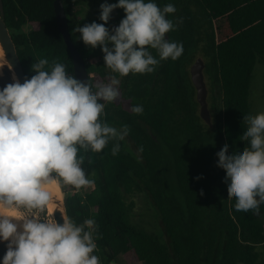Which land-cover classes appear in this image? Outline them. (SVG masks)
<instances>
[{"label": "trees", "instance_id": "obj_1", "mask_svg": "<svg viewBox=\"0 0 264 264\" xmlns=\"http://www.w3.org/2000/svg\"><path fill=\"white\" fill-rule=\"evenodd\" d=\"M2 1L25 77L36 74L31 65L41 58L63 63L75 76L70 51L58 31L54 0ZM76 1L62 0L89 82L111 76L120 81V100L106 103L101 118L118 129L127 125L140 157L124 140L116 156L111 149L117 141H109L99 153L81 152L82 168L93 186L83 194L71 186L73 192L64 199L67 218L77 224L95 220L93 254L100 264H111L118 255L125 264H264V203L259 213L236 211L226 169L217 163V150L226 141L228 151L247 145L242 132L248 126L244 114L252 113L253 71L257 61L264 64V0H155L161 8L175 5L176 12L167 18L178 27L166 39L182 43L184 52L175 61H160L153 73L123 77L104 61L88 62L98 46H86L76 31L86 23H104L99 16L105 0H92L88 14L74 9ZM115 11L106 27L125 16L122 8ZM24 25L30 30L23 31ZM151 52L159 59L156 50ZM199 52L205 59L214 129L198 113L189 73ZM135 105L143 106L142 114L131 111ZM135 190L152 205L157 231L133 220V204L127 199Z\"/></svg>", "mask_w": 264, "mask_h": 264}, {"label": "clouds", "instance_id": "obj_2", "mask_svg": "<svg viewBox=\"0 0 264 264\" xmlns=\"http://www.w3.org/2000/svg\"><path fill=\"white\" fill-rule=\"evenodd\" d=\"M100 8L104 23L93 21L76 31L86 46L100 47L104 65L113 73H153L160 61L182 56L183 44L166 39L178 27L167 18L176 12L174 4L161 8L155 0H105ZM117 8L125 16L110 30L105 25ZM31 68L36 73L31 78L21 83L14 75V82L0 88V242H7L0 264H100L93 254L95 220L77 224L62 216L58 222L49 214L53 196L48 185L58 177L77 190L89 187L93 181L82 168L81 152L99 153L117 141L111 153H119V141L130 129H118L101 117L106 103L120 97V81L85 82L47 58ZM131 111L139 115L144 109L135 105ZM244 119L247 145L228 151L226 141L217 150V163L226 169L235 210L259 213L264 203V111L246 113Z\"/></svg>", "mask_w": 264, "mask_h": 264}, {"label": "water", "instance_id": "obj_3", "mask_svg": "<svg viewBox=\"0 0 264 264\" xmlns=\"http://www.w3.org/2000/svg\"><path fill=\"white\" fill-rule=\"evenodd\" d=\"M54 12L57 22L58 31L61 33L73 61V69L75 77L89 82L88 73L85 66V61L79 51L76 49L68 28L67 16L64 10L62 0H54ZM0 88H3L8 83H12L13 76L21 83L25 80V74L17 54L16 45L13 41L11 32L4 21L3 1L0 0ZM205 63L201 58H197L190 66L189 73L192 84L195 88V97L198 102L200 117L209 124L211 122L210 111L207 101L208 89L203 73ZM54 205L52 207V215L62 223V216L67 218L64 199H60L56 194H52ZM7 242H0V261L7 251ZM114 263V259L111 264Z\"/></svg>", "mask_w": 264, "mask_h": 264}, {"label": "rangeland", "instance_id": "obj_4", "mask_svg": "<svg viewBox=\"0 0 264 264\" xmlns=\"http://www.w3.org/2000/svg\"><path fill=\"white\" fill-rule=\"evenodd\" d=\"M102 3H104V1H102ZM73 7L75 10L81 8L85 14L86 13L88 14L92 10V0H78V1L73 3ZM114 15L115 16L117 15L115 10H114ZM118 25H119V23H112L111 22L108 24V28L111 30L112 27H115ZM22 30L27 32L30 30V26L24 25L22 27ZM103 55L104 54L102 53L100 47L98 46L95 56L88 59V62H90V63L91 62H97L99 60L104 61ZM196 58H201L205 62V59L201 55L200 52L196 55ZM112 77L117 78L116 76H111L108 78H104L103 79L104 81H101V82L107 83V82H109L110 78H112ZM205 81H206L207 89H209V80H208L206 75H205ZM119 90H120V88H119ZM120 92H121V90H120ZM208 96H209V92H208ZM208 96H207V101H208V106H209V111H210L211 123L206 124V122L203 119L202 120H203V123L206 124L210 129H214L215 117H214V113L212 112V110L210 108V102H209ZM120 98H121V95L116 101L118 102L120 100ZM250 102H251V110H252L253 114L264 111V64H262L259 61L256 62L255 68L253 71V78H252L251 89H250ZM199 108H200V106L198 104V113H199ZM124 142H125L126 147L135 156L140 157V152L135 147L134 142L129 138L128 135L125 137ZM92 186L93 185H91L89 187H84V188H81L77 191L83 194L84 192L90 190V188ZM60 189L62 191L61 192L62 193V199H65L66 196L69 194V192H70V194L73 192L70 185H64L63 183L60 184ZM63 189L67 192H64ZM127 202H131L133 204L132 210L134 213L132 214V218L136 223L148 228V230H151V231L152 230L153 231L158 230L157 229L158 218L156 216V213H155L152 205L148 201V198L146 197V195L143 192L135 190L133 194L129 195ZM49 214L52 215V213H49ZM161 238L164 240L163 235H161ZM112 264H125V262H124L122 256L118 255L117 260H114V263H112ZM135 264H141V263L136 262Z\"/></svg>", "mask_w": 264, "mask_h": 264}, {"label": "bare ground", "instance_id": "obj_5", "mask_svg": "<svg viewBox=\"0 0 264 264\" xmlns=\"http://www.w3.org/2000/svg\"><path fill=\"white\" fill-rule=\"evenodd\" d=\"M48 189L52 194H56L60 199L62 198V193H61L62 191L60 189V183L57 180V178L53 179L52 183L48 185ZM53 206H54L53 204L50 205V208H51L50 213H52Z\"/></svg>", "mask_w": 264, "mask_h": 264}]
</instances>
